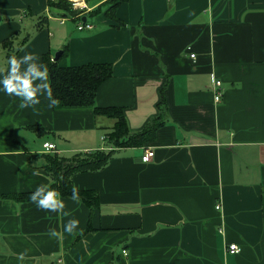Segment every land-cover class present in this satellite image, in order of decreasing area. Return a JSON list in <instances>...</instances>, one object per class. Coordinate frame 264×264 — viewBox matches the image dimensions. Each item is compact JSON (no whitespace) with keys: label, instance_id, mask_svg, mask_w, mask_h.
<instances>
[{"label":"crops","instance_id":"crops-1","mask_svg":"<svg viewBox=\"0 0 264 264\" xmlns=\"http://www.w3.org/2000/svg\"><path fill=\"white\" fill-rule=\"evenodd\" d=\"M47 1L0 0V50L14 38L15 55L43 63L67 45L59 66L112 65L95 106L121 107L129 133L162 99L166 118L144 145L72 176L99 205L62 196L83 229L73 235L68 217L8 196L51 185L46 154L106 149L115 120L45 97L20 109L0 93V264H264V0H71L90 30Z\"/></svg>","mask_w":264,"mask_h":264},{"label":"trees","instance_id":"trees-1","mask_svg":"<svg viewBox=\"0 0 264 264\" xmlns=\"http://www.w3.org/2000/svg\"><path fill=\"white\" fill-rule=\"evenodd\" d=\"M48 7L52 15L55 17L69 18L78 17L80 22H84L85 15L81 14L84 9H76L70 0H48ZM101 7H98L92 13L101 12ZM108 14V13H107ZM81 16V17H80ZM26 37L24 40H26ZM12 39H6L1 49L7 52V57L12 53V50L19 48L13 46ZM21 40L20 44L23 42ZM17 45V44H16ZM68 46L63 48L62 54L57 61H54V55L47 53L43 55V63L49 68V78L51 79V87L53 90V97L65 107H94L96 115L114 119L115 123L107 134V145L113 149H95L89 152H78L71 157H61L57 153H50L44 155L46 171L52 178L51 187L59 189L63 197H71L72 176L79 172H93L100 171L107 166L110 159L115 154V148L121 147H135L142 146L153 137L156 130L164 123L163 99L160 104V114L151 118L145 127L137 132L129 133L127 119L125 118L123 109L121 107H96L95 99L97 96V89L104 83L105 80L112 76L111 64H94L88 63L76 67H62L59 62L63 56L67 54ZM115 147V148H114ZM32 193V192H31ZM13 198L18 202L31 201L30 193L11 194L8 198ZM78 199H82L90 206L93 212L98 205V198L95 193L90 191H79Z\"/></svg>","mask_w":264,"mask_h":264},{"label":"clouds","instance_id":"clouds-1","mask_svg":"<svg viewBox=\"0 0 264 264\" xmlns=\"http://www.w3.org/2000/svg\"><path fill=\"white\" fill-rule=\"evenodd\" d=\"M6 63L7 70L0 69V93L19 98L18 108L20 109L31 108L33 111H38L36 106L41 103V97L48 99L50 107L55 105L56 100L49 82V68L46 64L39 62L36 52H25L21 56L11 54L7 57ZM78 197V185L73 183L70 198L77 201ZM30 200L38 209L68 217L63 225L65 233L74 235L83 231L80 220L66 208L65 199L62 198L59 189L47 183L39 184L30 193ZM48 234L57 236V229L49 228Z\"/></svg>","mask_w":264,"mask_h":264},{"label":"built area","instance_id":"built-area-1","mask_svg":"<svg viewBox=\"0 0 264 264\" xmlns=\"http://www.w3.org/2000/svg\"><path fill=\"white\" fill-rule=\"evenodd\" d=\"M92 28H93V25H91V24H89L87 22H80L79 25H78V29L79 30H82V29H89L90 30ZM191 57L194 58L195 55L192 54ZM219 84H220V80L217 79L214 82V86L218 88V85ZM220 96H221V94L219 92H218V94L215 95V97H214L215 102H218V100H220ZM106 140H107V137H102V141L103 142H106ZM44 148H45V150H47V151L50 152V151H53L54 150L55 145L53 143H45L44 144ZM105 148H106L105 150H111V149H113L111 146H109L107 144H106V147ZM53 152L54 153H57L56 151H53ZM153 156H154V150L151 149V148H149V150H147L145 152L144 156H142L141 160L143 162H149V160H151ZM219 206L220 205H218V207H217L218 209H219ZM228 251L231 254H238L240 252V247L238 245H236V244H230L228 246ZM124 252L126 253V250H124Z\"/></svg>","mask_w":264,"mask_h":264},{"label":"rangeland","instance_id":"rangeland-1","mask_svg":"<svg viewBox=\"0 0 264 264\" xmlns=\"http://www.w3.org/2000/svg\"><path fill=\"white\" fill-rule=\"evenodd\" d=\"M70 1H71V0H70ZM72 3H73L74 8H76V7H75V3H74L73 1H72ZM76 9H80V8H76ZM81 10H82V9H81ZM19 21H20V20H19ZM0 51H1L0 56H2V55H3V56H6L7 52H6L5 50H3V51L0 50ZM12 53H13V54H16V49L12 50ZM56 53H57V52H55L54 55H55ZM101 141H102V139H101ZM102 142H103V141H102ZM103 143H104V142H103Z\"/></svg>","mask_w":264,"mask_h":264},{"label":"water","instance_id":"water-1","mask_svg":"<svg viewBox=\"0 0 264 264\" xmlns=\"http://www.w3.org/2000/svg\"><path fill=\"white\" fill-rule=\"evenodd\" d=\"M85 17L83 18V21L85 22ZM61 54H62V50H59V51H57V53L54 55V58H53V60L54 61H57L58 59H59V57L61 56Z\"/></svg>","mask_w":264,"mask_h":264},{"label":"bare ground","instance_id":"bare-ground-1","mask_svg":"<svg viewBox=\"0 0 264 264\" xmlns=\"http://www.w3.org/2000/svg\"><path fill=\"white\" fill-rule=\"evenodd\" d=\"M78 2V0H76Z\"/></svg>","mask_w":264,"mask_h":264}]
</instances>
